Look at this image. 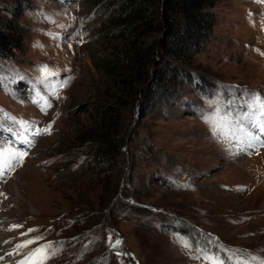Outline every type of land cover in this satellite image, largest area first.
I'll return each instance as SVG.
<instances>
[{
  "label": "rangeland",
  "instance_id": "obj_1",
  "mask_svg": "<svg viewBox=\"0 0 264 264\" xmlns=\"http://www.w3.org/2000/svg\"><path fill=\"white\" fill-rule=\"evenodd\" d=\"M13 5L0 0V20ZM99 9L92 0H31L19 19L22 48L0 58L5 129L53 122L52 133L31 147L0 130V143L29 153L0 178V255L43 236L39 243L59 249L46 264H204L193 258L197 247L264 257V149L232 155L234 144L217 139L204 118L214 111L212 101L236 115L252 94L264 97V0H217L206 50L178 63L183 70L154 104L138 99L119 107L124 130L118 167L108 176L105 164L83 160L125 92L113 60L143 52L154 36L109 40ZM44 65L57 75L41 83ZM17 189L18 196L10 191ZM12 224L23 227L9 230ZM29 228L36 231L20 235ZM109 233L122 240L118 249L109 247ZM36 246L0 264H14ZM116 251L130 255L118 259Z\"/></svg>",
  "mask_w": 264,
  "mask_h": 264
},
{
  "label": "trees",
  "instance_id": "obj_2",
  "mask_svg": "<svg viewBox=\"0 0 264 264\" xmlns=\"http://www.w3.org/2000/svg\"><path fill=\"white\" fill-rule=\"evenodd\" d=\"M13 1L9 16L0 20V58L11 57L22 48L23 31L19 19L31 0ZM92 3L98 4L99 13L104 16L101 31L109 40L154 36L143 52L134 49L133 54L116 56L113 60V68L121 66L117 74L123 77L125 92L118 98L116 105L120 106L113 109L114 116L109 113L103 117L105 129L94 136L91 158L87 156L83 160L87 163L95 161L100 167L105 164L101 168L108 176L109 168L118 167V141L124 130L119 121L122 111L119 107L132 105L138 99L142 100L143 106L154 104L176 78L175 73L183 70L178 63L191 62L206 50L217 23L216 14L211 10L217 0H92ZM91 135L90 132L82 138Z\"/></svg>",
  "mask_w": 264,
  "mask_h": 264
},
{
  "label": "snow or ice",
  "instance_id": "obj_3",
  "mask_svg": "<svg viewBox=\"0 0 264 264\" xmlns=\"http://www.w3.org/2000/svg\"><path fill=\"white\" fill-rule=\"evenodd\" d=\"M67 31L64 25L60 26ZM59 38L60 34H56ZM80 43H84L81 38ZM72 47L71 44L68 45ZM259 51V50H257ZM264 55V52L261 53ZM57 75L56 72L49 69L47 65L41 66L40 76L38 80L41 83L46 82L50 77ZM67 81L60 84V87H64ZM231 103V102H229ZM214 111L211 115L204 117L206 122L210 126V130L213 135L222 141H227L234 144L236 151L229 150L234 156L240 154L252 155L258 154L261 149H264V97L257 94H252L244 101V107L246 111H241L236 115H232L230 112H226L223 104L219 101H212ZM48 104L46 107H51ZM41 111H45L42 108ZM57 115H61L57 113ZM12 124H16L14 117H7ZM0 130H6L12 133L14 138H17L19 143L31 147L34 140L45 134H51L53 131V122H50L43 128H34L28 122H22L17 128L11 126L5 129V124L0 121ZM27 150H20L11 145L5 146L0 143V178H3L7 172L14 171L17 165L22 166L24 158L28 155ZM188 185H180V187H187ZM238 190L245 191L244 186H239ZM5 194L0 192V197H4ZM6 198V197H5ZM21 224H12L9 230L22 228ZM36 229L29 228L27 232H21V236H27L28 233H32ZM111 233L108 236L109 247L113 250L118 249L122 240L118 237L113 241ZM43 236H34L32 238L25 239L17 243L10 251L0 255V262L5 260V257L20 256L22 251L28 248L30 245L36 244L35 248H32L26 255H23L22 259L14 261V264H46V262L55 256L59 249L53 247L52 242L45 241ZM8 243V241H4ZM187 248H192L191 243L185 245ZM197 255L194 259H202L204 264H264V257L256 255L251 252H246L243 249H222L219 253H209L208 251L197 247L195 249ZM228 253H231L229 256ZM117 258L127 257L130 253L127 252H115ZM227 257V258H225Z\"/></svg>",
  "mask_w": 264,
  "mask_h": 264
},
{
  "label": "bare ground",
  "instance_id": "obj_4",
  "mask_svg": "<svg viewBox=\"0 0 264 264\" xmlns=\"http://www.w3.org/2000/svg\"><path fill=\"white\" fill-rule=\"evenodd\" d=\"M13 194L15 193L16 194V196H18L19 195V190L17 189V190H10Z\"/></svg>",
  "mask_w": 264,
  "mask_h": 264
}]
</instances>
